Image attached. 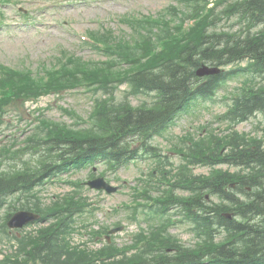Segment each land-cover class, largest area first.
I'll use <instances>...</instances> for the list:
<instances>
[{
  "label": "trees",
  "instance_id": "16d2710c",
  "mask_svg": "<svg viewBox=\"0 0 264 264\" xmlns=\"http://www.w3.org/2000/svg\"><path fill=\"white\" fill-rule=\"evenodd\" d=\"M191 1L195 6L206 3V0ZM228 9L247 26L237 37L209 33L213 14L179 37L177 29L167 23H161L162 27L142 23L143 29L159 27L156 40L160 50L140 33L141 41L136 47L127 44L109 48L113 53L108 52L110 58L116 55L119 63L103 67L87 65L92 67L89 73L83 72L80 69L83 65L77 63L76 68L68 67L58 76L55 74L47 84L38 83L29 74L12 70L1 73L0 85L8 84L12 96L18 97L40 96L82 80L106 85L104 88L125 83L132 96L154 95L152 104L143 102L139 107L129 101L119 102L113 95L101 104L95 118L97 126L84 131L54 126L46 137L31 140V148L44 145L46 152L29 171L0 169V210L10 197L18 194L28 202L35 200L34 205L26 204L30 210L42 213L44 220H53L39 238L24 245L25 256L18 264H264V148L260 140L234 133L224 138L214 136L210 141H192L188 146L185 154L188 163L215 166L233 161L242 167L241 172L216 171L210 177H191L183 172L174 176L171 168L167 173L169 178L165 180L172 186L165 196L156 199L161 208L155 207L154 214L161 218L169 205L181 206L197 239L194 246H185L168 233L165 220L141 238L132 254L108 245L96 252L70 249L60 240L71 234L76 215L83 212L88 202L73 198L44 208L41 198L34 193L52 179L98 160L106 161L112 170L127 167L140 158L157 157V163L164 165L165 157L150 144L152 136L164 135L181 115L213 100L230 80L240 76L246 80L239 88L240 93L231 98L223 119L238 124L257 113L264 118V0H235ZM242 62L247 65H238ZM203 64L232 68L199 78L196 70ZM3 96L0 109L11 98ZM234 182L235 188H229ZM181 188L188 190L190 196L177 195L175 190ZM207 195L218 203L212 198L208 200ZM229 212L235 213L237 219L226 218L225 213ZM222 234L224 237H220ZM218 238L221 240L216 242ZM142 243L146 244L140 247Z\"/></svg>",
  "mask_w": 264,
  "mask_h": 264
},
{
  "label": "rangeland",
  "instance_id": "374dc122",
  "mask_svg": "<svg viewBox=\"0 0 264 264\" xmlns=\"http://www.w3.org/2000/svg\"><path fill=\"white\" fill-rule=\"evenodd\" d=\"M4 1L0 2V67L9 66L26 74L31 71L36 81L41 84L45 82V76H52L45 68L58 63L68 52L84 61L105 60L103 54L87 44L90 35L97 37L99 34L106 36L112 33L116 38L112 43L114 45L117 40L136 44L140 41L137 39L139 35L128 24L133 18L162 17L167 18L166 21L168 18L177 20L182 35L197 26L200 16L212 14L209 20L211 25L208 27L210 33L240 34L245 27L237 15L231 16L227 13L228 2L221 3L222 0H210L209 9L206 4L193 8L194 2L189 0ZM196 10H200V15H189L188 12ZM179 36L180 33H177L176 37ZM150 41H154L152 45L155 48H160L158 41L153 37ZM243 66H246V63H243ZM245 80L242 76L232 79L226 90L219 93L218 100L202 102L199 106L193 107L188 114L182 115L164 135L152 136L151 143L158 147L165 160L171 163L164 165L160 171L156 160L151 158L138 159L127 167L121 166L115 172L108 168L106 161L98 160V164L93 167L72 174H63L53 183L38 188L37 192L44 205H52L56 198L71 195L76 191L81 192L82 197H86L89 203L94 204L90 207L85 206L83 213L76 215L71 234L65 240H60L61 243L68 244L70 249L86 251L89 249L94 252L108 245L121 252L129 250L132 254L135 252L133 248L139 244L141 238L148 236L152 227L159 226L167 218L171 224L167 228L168 233L187 246L196 245L197 239L193 236L186 215L179 209H174L175 205L171 204L168 206V215L163 216L164 219L151 217L149 205L153 202L148 197L150 195L158 197L167 190L169 183L163 178L164 171H170L172 165L178 167L183 164L178 148H184V144L188 146L189 141L184 143L186 139L206 140L209 134L212 139L213 136L222 137L229 133H237L264 142L261 123L263 119L260 115L240 124H229L220 119L230 103V100L222 101L223 97L231 98ZM6 87L8 88V85ZM128 90L126 85H122L116 89L112 87L108 91L119 101L127 99L134 107L141 106L142 101L152 100L145 96L126 98ZM104 92H93L85 87H78L54 95H44L36 101L19 97L12 100L6 112L0 116V148L11 147V153L18 150L20 152L15 157L3 155L0 157V163L8 170L36 166L45 154L46 148L40 146L34 150L29 149L27 139L35 133L39 135L46 133L42 130L41 121L54 126L71 125L83 130L85 120L90 116L96 100L107 98ZM236 166L229 163L217 166L214 170L206 166H197L194 173L208 177L214 174L215 170L241 171ZM156 169L158 171L151 174ZM92 173L94 177H102L101 174L106 173L103 178L113 187H117V191L107 193L105 190L99 191L87 185V182L92 180ZM153 183L155 189L151 188L152 192L148 197L136 195L138 190L144 191L145 186ZM74 184H82V187L78 188ZM176 193L188 194L184 190H177ZM136 199L141 203L139 206L148 204L147 208L136 207L137 202H134ZM12 212L14 209L9 207L0 212V264H4L6 259L12 260L7 258L6 254L20 252L15 240L16 235L22 238V235L29 234L43 225V223L38 227L30 225L19 231L4 228L7 214ZM113 228L114 234H106L107 230ZM40 236L41 234H38L36 239ZM145 244L142 243L140 247ZM14 259H17V255Z\"/></svg>",
  "mask_w": 264,
  "mask_h": 264
},
{
  "label": "water",
  "instance_id": "95a60500",
  "mask_svg": "<svg viewBox=\"0 0 264 264\" xmlns=\"http://www.w3.org/2000/svg\"><path fill=\"white\" fill-rule=\"evenodd\" d=\"M214 72H216V70H209L207 68H203L199 70L198 74L201 76H204V75H207L209 73H214ZM93 184L96 185L97 188L105 187L108 189L109 192L115 191V189H112L108 185H105L102 181H99L98 183L95 182ZM31 219L32 220L35 219V216L20 214L13 219V221L11 222V226H22L24 223H26L27 221Z\"/></svg>",
  "mask_w": 264,
  "mask_h": 264
}]
</instances>
